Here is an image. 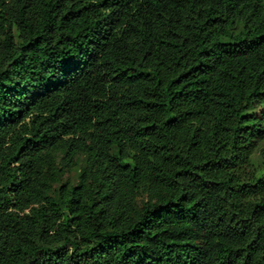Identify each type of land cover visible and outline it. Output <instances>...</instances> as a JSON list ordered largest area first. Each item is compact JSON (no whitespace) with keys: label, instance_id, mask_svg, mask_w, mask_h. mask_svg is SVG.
Instances as JSON below:
<instances>
[{"label":"trees","instance_id":"obj_1","mask_svg":"<svg viewBox=\"0 0 264 264\" xmlns=\"http://www.w3.org/2000/svg\"><path fill=\"white\" fill-rule=\"evenodd\" d=\"M0 264H264V0H0Z\"/></svg>","mask_w":264,"mask_h":264},{"label":"rangeland","instance_id":"obj_2","mask_svg":"<svg viewBox=\"0 0 264 264\" xmlns=\"http://www.w3.org/2000/svg\"><path fill=\"white\" fill-rule=\"evenodd\" d=\"M84 160L85 158L83 156H80V158L77 159V163L75 165V167L73 168H67L64 167L63 163L61 162V157L57 156L56 159V166L60 169H65L63 176H62V181L59 184H55L54 188H58L62 183L65 182H70L71 184L75 185L78 183L79 181V175H80V171L81 168L84 166ZM143 205V198L141 197L138 201V207H142Z\"/></svg>","mask_w":264,"mask_h":264}]
</instances>
